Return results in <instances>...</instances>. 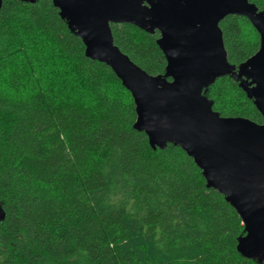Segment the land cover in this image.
Instances as JSON below:
<instances>
[{
	"label": "trees",
	"instance_id": "1",
	"mask_svg": "<svg viewBox=\"0 0 264 264\" xmlns=\"http://www.w3.org/2000/svg\"><path fill=\"white\" fill-rule=\"evenodd\" d=\"M219 26L231 63L258 49L246 17ZM110 27L134 63L164 72L157 31ZM206 95L221 116L263 121L230 76ZM134 121L130 92L85 56L51 0H2L0 264H258L236 250L241 218L193 159L172 144L153 150Z\"/></svg>",
	"mask_w": 264,
	"mask_h": 264
},
{
	"label": "water",
	"instance_id": "2",
	"mask_svg": "<svg viewBox=\"0 0 264 264\" xmlns=\"http://www.w3.org/2000/svg\"><path fill=\"white\" fill-rule=\"evenodd\" d=\"M34 3L36 0H21ZM91 60L111 68L130 92L133 128L149 146H178L201 170L206 186L224 195L243 224L236 250L264 264V10L250 0H51ZM2 0H0V8ZM246 17L259 34L246 60H228L219 22ZM129 23L154 34L166 64L149 74L114 43L110 24ZM230 76L263 121L221 116L208 87ZM5 211L0 202V221Z\"/></svg>",
	"mask_w": 264,
	"mask_h": 264
},
{
	"label": "rangeland",
	"instance_id": "3",
	"mask_svg": "<svg viewBox=\"0 0 264 264\" xmlns=\"http://www.w3.org/2000/svg\"><path fill=\"white\" fill-rule=\"evenodd\" d=\"M76 85V84H75Z\"/></svg>",
	"mask_w": 264,
	"mask_h": 264
}]
</instances>
